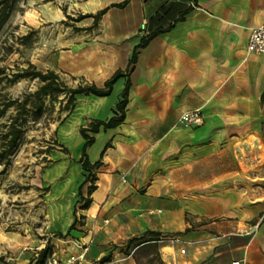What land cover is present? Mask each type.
Listing matches in <instances>:
<instances>
[{
  "label": "rangeland",
  "instance_id": "obj_1",
  "mask_svg": "<svg viewBox=\"0 0 264 264\" xmlns=\"http://www.w3.org/2000/svg\"><path fill=\"white\" fill-rule=\"evenodd\" d=\"M87 1L0 0V109L14 102L0 118V152L3 134L10 131L11 125L17 138L15 150L1 159L0 165V264H36L43 253L44 260L55 255L62 262L75 258V264H89L87 249L91 245L82 235L87 215L93 212H88L93 193L97 184L103 187L98 183L103 173L119 176L118 192L131 197L142 170L149 178L168 176L172 182H180L181 168L187 163L205 161L206 170H212L215 164L226 173L215 180L221 182L222 190L209 189L199 195L210 207L222 200L235 203L234 209L242 213L232 219L238 232L256 227L258 218L252 220L245 213L253 209L249 205L256 203L247 199L249 193L257 191L261 198L264 187L260 160L257 154L249 156L259 147L240 142L230 147L227 139L215 145L207 138L170 142L169 125H178L182 112L201 110L192 108L184 84L172 91L166 79L156 78L147 88L141 71L137 86L136 77L132 78L138 65L130 66L137 46L132 45L125 31L107 30L102 17L97 22L90 17L99 12L89 13L75 6ZM149 35L140 30V43ZM137 54L138 63L144 53L141 50ZM26 70L54 72L70 90L93 85L102 89L117 71H122L125 78L116 83L109 97L78 96L75 106L67 108L62 94L57 99L36 98L34 94L42 86L38 79H16ZM128 78L131 89L125 122L114 130L101 129L98 135L86 133L95 140L86 151L89 162L99 164L88 173L83 169L82 156L88 141L81 130L94 121L107 122L115 116ZM188 144L199 147L203 157L197 158L196 154L197 160L186 159L181 148ZM234 167L237 174L229 175ZM247 167L253 174L240 175ZM230 182L236 183L233 191L229 190ZM251 182L255 185L250 186ZM100 193L106 194L104 190ZM188 193L192 197L197 192ZM88 201L91 205L84 209ZM226 219V215H215L209 220L214 223ZM160 237L157 245H141L153 239L152 231L136 233L112 243V252L106 257L111 261L113 252L119 251L133 256L137 264H165L160 246L170 247L171 240L160 244Z\"/></svg>",
  "mask_w": 264,
  "mask_h": 264
},
{
  "label": "crops",
  "instance_id": "obj_2",
  "mask_svg": "<svg viewBox=\"0 0 264 264\" xmlns=\"http://www.w3.org/2000/svg\"><path fill=\"white\" fill-rule=\"evenodd\" d=\"M98 1L100 6L89 13L108 9L101 19L103 25L110 31H125L133 46L139 45L138 34L142 29L147 34L167 31L142 50L144 54L132 79L136 77L138 86L143 71L147 88L156 78L166 79L172 91L184 84L188 99L193 101L192 108L201 110L203 124L199 127L179 125L181 115L177 118L178 125L170 124L169 141L187 143L189 139L207 138L215 145L227 139L230 147L238 142L257 146L259 150H251L249 156L257 154L260 180L264 185V56L247 52L251 31L264 25V0H130L124 8L113 6L126 0ZM181 149L186 159L203 157L199 147L192 148L188 144ZM236 156L234 152L233 159ZM192 163L181 168L180 182H172L168 176L167 179L160 175L149 178L142 170L131 197L118 192L119 176L103 173L98 181L103 187L97 184L93 193L88 210L93 212L87 215L82 235L91 245L87 249L89 264L99 263L109 255L112 243L146 230L160 233V244L179 237L193 245L187 256L173 253L177 248L172 245H161L165 264H232L237 261L264 264V187L261 198L256 195L257 191L247 197L250 203H256L249 205L253 209L245 216L252 220L258 218V225L251 227V234L245 236L232 221L242 215L234 209L235 203L222 200L210 207L198 193L222 190L221 182L215 180L226 173L215 164L212 170H206L205 161ZM248 169L250 167L240 175L251 176L252 170ZM231 174H237L236 167L231 169ZM251 183L250 186L255 185ZM233 185L236 183L230 182V191L235 189ZM103 190L105 196L100 193ZM189 191L197 193L189 197ZM215 215H226L229 219L211 223L209 219ZM105 264L137 262L133 256L116 251Z\"/></svg>",
  "mask_w": 264,
  "mask_h": 264
},
{
  "label": "trees",
  "instance_id": "obj_3",
  "mask_svg": "<svg viewBox=\"0 0 264 264\" xmlns=\"http://www.w3.org/2000/svg\"><path fill=\"white\" fill-rule=\"evenodd\" d=\"M130 0H126L123 4L120 5H114L113 8H124ZM107 10L100 11L96 16H90L94 19L95 22L100 20L101 17H103ZM167 33L166 30H157L153 33H151L146 39H143L141 43L135 48L132 60L130 61V66H135L137 64V58H138V51L144 50L148 47L151 41H153L158 35ZM0 75H2V71H0ZM125 75L122 71H117L114 76L108 80L104 84V88L100 89L96 87L95 85L89 86L87 88L80 87L78 89H69L65 84H63L58 76L54 72H48L46 74H43L41 72H31L29 70H26L22 74L16 75V79H30L35 80L38 79L42 86L39 88V90L34 94L36 98L44 99V98H53L57 99L61 94L65 96V99L67 100V108H73L76 103V98L78 96H94L98 98H106L109 97L113 91V87L116 85V83L124 79ZM131 89V81L128 78L125 88L122 92L121 99L122 101L117 104L116 110H115V116L110 119L107 122L104 121H94L90 124V127L82 129L81 135L88 141V143L84 146L83 150V169L88 172L92 173L99 164L92 165L89 162V158L86 154V151L88 147L93 145L95 143L94 138H89L86 136V133H91L94 135H98L101 131V129H104L105 131L114 130L120 127L126 119L125 116V109L128 105V97H129V91ZM262 100H264V93L262 96ZM14 106V102H7L3 105V107L0 109V118L10 109ZM120 113L121 116H118L117 114ZM10 131L8 133L3 134V144H2V151L0 152V165H1V159H6V155L12 151V149L15 150L16 148V137H15V126L11 125L8 127ZM7 161L10 162V159L7 158ZM91 205V202H86L85 208H89ZM153 239L146 241L143 244L147 245H157L159 240V233L152 232ZM139 245V246H141ZM45 253L41 254L39 258L36 260V264H45L46 260H44ZM109 262V258L105 257L100 264H105Z\"/></svg>",
  "mask_w": 264,
  "mask_h": 264
},
{
  "label": "built area",
  "instance_id": "obj_4",
  "mask_svg": "<svg viewBox=\"0 0 264 264\" xmlns=\"http://www.w3.org/2000/svg\"><path fill=\"white\" fill-rule=\"evenodd\" d=\"M247 52L249 55L264 56V25L254 29L250 33L248 40ZM179 124L189 128H196L203 124V117L200 111L184 112L179 117ZM152 213H150L151 215ZM240 234L248 236L251 234V229L241 231ZM173 248H177L174 252L180 256H187L189 250L193 247L191 243L183 242L179 237H172L170 241ZM77 260L71 258L67 262H62L53 255L48 257L45 264H75ZM232 264H242L240 261Z\"/></svg>",
  "mask_w": 264,
  "mask_h": 264
},
{
  "label": "bare ground",
  "instance_id": "obj_5",
  "mask_svg": "<svg viewBox=\"0 0 264 264\" xmlns=\"http://www.w3.org/2000/svg\"><path fill=\"white\" fill-rule=\"evenodd\" d=\"M75 6L77 8H79V9H82V10H85L87 12H90V11L96 9L97 7H99L100 6V2L98 0H88L86 3L76 4ZM173 252H175L174 249H173Z\"/></svg>",
  "mask_w": 264,
  "mask_h": 264
}]
</instances>
